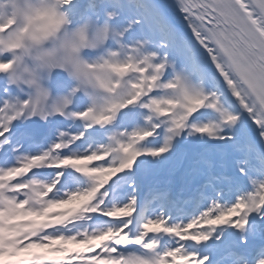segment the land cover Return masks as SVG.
<instances>
[{"label":"snow or ice","instance_id":"1","mask_svg":"<svg viewBox=\"0 0 264 264\" xmlns=\"http://www.w3.org/2000/svg\"><path fill=\"white\" fill-rule=\"evenodd\" d=\"M0 264H264V0H0Z\"/></svg>","mask_w":264,"mask_h":264},{"label":"bare ground","instance_id":"2","mask_svg":"<svg viewBox=\"0 0 264 264\" xmlns=\"http://www.w3.org/2000/svg\"><path fill=\"white\" fill-rule=\"evenodd\" d=\"M38 251H40V250H38ZM41 251H44V250H41Z\"/></svg>","mask_w":264,"mask_h":264}]
</instances>
